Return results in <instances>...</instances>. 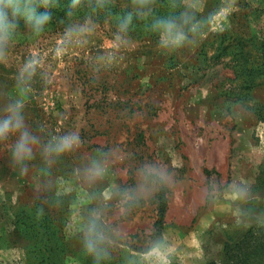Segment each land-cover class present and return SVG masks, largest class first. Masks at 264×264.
Instances as JSON below:
<instances>
[{
    "label": "rangeland",
    "instance_id": "1",
    "mask_svg": "<svg viewBox=\"0 0 264 264\" xmlns=\"http://www.w3.org/2000/svg\"><path fill=\"white\" fill-rule=\"evenodd\" d=\"M31 6L48 22L37 30L9 9L0 43V120L18 103L38 140L25 158L20 131L0 138V264H222L226 244L260 237L264 0ZM196 13L203 22L179 45L152 27ZM73 133L70 151L46 152ZM39 214L60 227L62 250L25 248L16 220Z\"/></svg>",
    "mask_w": 264,
    "mask_h": 264
},
{
    "label": "clouds",
    "instance_id": "2",
    "mask_svg": "<svg viewBox=\"0 0 264 264\" xmlns=\"http://www.w3.org/2000/svg\"><path fill=\"white\" fill-rule=\"evenodd\" d=\"M141 5H146L149 0H135ZM43 5L46 7L48 5V0H42ZM11 10L12 17L23 14L29 22H33L37 30H40L43 25H45L50 19L48 13L37 14L34 7L31 6V0H24L23 8L21 7V0H0V43L8 37L10 30L14 27L9 19V12ZM186 14H181V20H184ZM131 16L126 17L122 23L121 28H126L130 23ZM152 27L165 33L171 37V43L179 45L184 37V33L178 23L177 19L174 17H161L154 20ZM8 116L0 120V138H5L10 132L20 131V138L16 145V155L25 158H31L32 145L38 143L35 136H32L26 129H24L23 118L20 115V105L18 103L10 104L8 106ZM79 136L75 133L62 136L56 140L55 143L50 142L45 150L48 153H55L57 155L64 152L70 151L73 147L79 144ZM92 176L99 174V166L88 170ZM240 195H246V193L241 189ZM86 246L90 252L95 251V243L90 238H86Z\"/></svg>",
    "mask_w": 264,
    "mask_h": 264
},
{
    "label": "trees",
    "instance_id": "3",
    "mask_svg": "<svg viewBox=\"0 0 264 264\" xmlns=\"http://www.w3.org/2000/svg\"><path fill=\"white\" fill-rule=\"evenodd\" d=\"M199 17H202V14L196 13L194 17L188 19L186 23L179 19L178 23L184 35L191 36L193 33L192 29L198 26L196 23L201 24L203 22L204 19H197ZM202 29H205V26H202L201 30ZM155 195L159 200V207L157 210L159 220L157 222H159L160 225L164 213L165 198L162 190H159ZM41 216L42 215L39 214L37 217H30L29 220L19 217L18 220H16V223H18L17 231L20 232V237L22 239H27V244L32 242L26 245L25 248H28L27 251L31 252L32 250H36L39 245H42L44 249L43 252L62 250V246L55 243V237L57 233L60 232V227L56 225L51 215H47L46 217ZM252 236V229H248L239 242L229 245L226 244L223 249L222 264H264V242H257L259 238L264 237V231H262L261 236L257 237V239ZM250 239L252 241H250ZM40 250L42 252V249ZM37 251L39 252V249H37ZM35 263L38 264L36 261ZM104 264L109 263L105 262Z\"/></svg>",
    "mask_w": 264,
    "mask_h": 264
}]
</instances>
